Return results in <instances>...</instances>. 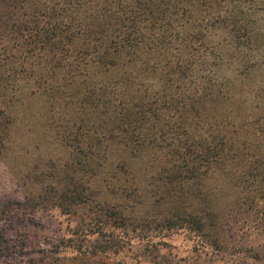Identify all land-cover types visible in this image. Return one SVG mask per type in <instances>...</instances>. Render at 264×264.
<instances>
[{
	"label": "rangeland",
	"instance_id": "374dc122",
	"mask_svg": "<svg viewBox=\"0 0 264 264\" xmlns=\"http://www.w3.org/2000/svg\"><path fill=\"white\" fill-rule=\"evenodd\" d=\"M117 2H22L36 9L33 22L52 17L78 34L72 64L60 65L59 50L29 35L0 37V204L28 205L0 216V237L14 246L0 264H152L157 254L158 264H264V0H240L254 13L247 22L259 24L249 47L229 33L209 53L193 57L186 48L177 57L187 30L177 13L180 22L171 17L168 33L155 35L136 64L104 68L93 43L108 24L115 36L124 31L110 18ZM84 50L88 60H77ZM133 120L135 133H120ZM73 182L90 201L72 213L41 202ZM97 204L118 210L126 229L104 230L103 239L115 236L112 251L77 252L68 239ZM175 208L209 212L226 225L204 237L155 231Z\"/></svg>",
	"mask_w": 264,
	"mask_h": 264
},
{
	"label": "trees",
	"instance_id": "16d2710c",
	"mask_svg": "<svg viewBox=\"0 0 264 264\" xmlns=\"http://www.w3.org/2000/svg\"><path fill=\"white\" fill-rule=\"evenodd\" d=\"M23 1L0 0V37L11 34L14 39H16V36L18 39V37L24 38L25 35L26 38L29 35L28 38L32 39L34 37L35 40L32 39L34 45H41L43 49H48V51L54 53L59 50L61 53V58L59 59L60 65H65L61 61L72 64L74 50L70 46L73 45V41L78 39V34L66 30L65 28L67 27L64 23H60L55 19L53 20L52 17L48 18L46 23H41L40 20L33 22L34 18L38 16L37 11L34 9L31 12L29 8L23 7ZM199 1L118 0V10L112 15H110V11H107V15H110V18L116 19L118 21L117 25L125 29L122 33H118L115 36V33L111 32L112 28L108 24L106 29L100 32L99 43H93V47L96 46L94 51L99 50L97 53H101V56L95 60L97 61L95 64L101 65L104 68H116L125 62L133 65L136 64L135 59L138 60L140 53L146 51L148 42L152 41L155 35L158 37L168 33L167 24L171 21V17L176 18L180 22L177 13L183 16L186 15L184 21L180 22L181 26L179 27L186 28L187 30L185 33H181L183 47L180 45L176 51L169 48L168 55H171V52L174 51L177 57L184 58L186 52L188 53L186 48L191 49L193 57L200 50L209 53L208 47L215 43L219 37L227 40L229 33L235 35L234 39L238 44L242 45L244 39H246L247 47H249L248 44L250 45L251 41L258 37L256 34V32H259L257 21L247 22L248 18H252L249 16H253L254 13L248 12L245 14L240 0H203L197 6L196 3ZM18 10L21 11L16 14ZM202 18L206 21H202ZM256 25L258 26L255 27ZM66 40L67 42H65ZM179 41L182 42L180 38ZM69 42L70 44H68ZM99 47L102 49V52ZM86 56L87 53L84 50L80 53L77 60H88L85 58ZM197 109L195 113H199V109ZM130 114L128 112L124 118L130 117ZM139 120H145V116ZM138 128L137 122L135 124L133 120L128 121L123 128H119V131L129 137ZM206 152L210 154L215 152L216 154L217 150L215 148L214 151L212 147H206ZM198 159L202 160L203 156H199ZM192 169L189 168L188 170L191 175H193ZM40 200L41 202L55 204L60 207L63 213L70 214L74 205L85 204L90 201V198L86 194V191H79V185L73 182L71 190L63 189L58 192L56 188L52 187L51 191L45 194V197L44 195L40 197ZM97 205L99 212L91 216L89 221L81 218L72 230V240L68 239V245L77 252L96 254L112 251L117 245L114 239L115 236L111 232L108 239H103L106 234L104 230L106 227L126 229L125 220L118 210L115 211L109 205ZM24 206L28 205L24 202L0 204V216H4L11 209H18ZM225 225L226 223L220 225L217 217L212 213L189 212L181 208H175L155 221L153 229L163 233V236H167L169 233L175 231L185 230L189 234H197L200 237H204L207 234L206 229L224 230ZM90 236L95 237L92 242L88 241ZM13 247L8 242H4L1 236L0 259L9 257L14 251ZM158 259L159 255H154L150 262L158 264Z\"/></svg>",
	"mask_w": 264,
	"mask_h": 264
}]
</instances>
